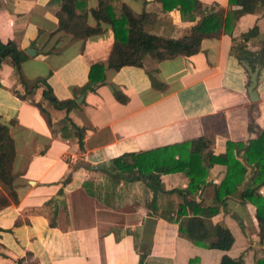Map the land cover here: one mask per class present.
<instances>
[{"label":"crops","instance_id":"obj_1","mask_svg":"<svg viewBox=\"0 0 264 264\" xmlns=\"http://www.w3.org/2000/svg\"><path fill=\"white\" fill-rule=\"evenodd\" d=\"M118 1L134 13L153 12L148 30L172 37L206 11L238 7L228 6V0H199L200 13L182 18L177 6L165 10L160 0ZM56 9L48 0H0V39H12L24 52L33 48L20 62L26 84L8 57L0 62V122L8 123L9 135L6 175L13 176L17 194L16 202L0 207V264H138L140 235L126 229L145 216L156 221L142 245L143 264H218L223 253L254 264L263 257L262 227L252 203L227 196L211 217L233 235L227 250L198 246L178 235L176 223L150 213L145 203L152 191L134 179L135 169L118 174L110 163L123 153L201 135L213 136L211 151L218 154L227 140L246 142L264 128V63H253H259L257 98L250 100L246 64L253 66L244 57L263 43V7L257 4L232 20L230 32L202 38L195 53L159 60L145 54L141 65L119 68L107 66L109 23L100 22L101 32L76 38L57 29ZM86 20L95 23L89 12ZM253 26L251 35H242ZM98 61L102 80L90 82L89 66ZM224 172L222 163L211 164L205 184L190 196L212 204L213 186ZM85 180L93 194L82 186ZM159 181L164 189L185 188L188 178L176 170L161 173ZM258 192L264 197V186ZM169 199L174 208L180 202L175 194Z\"/></svg>","mask_w":264,"mask_h":264},{"label":"trees","instance_id":"obj_2","mask_svg":"<svg viewBox=\"0 0 264 264\" xmlns=\"http://www.w3.org/2000/svg\"><path fill=\"white\" fill-rule=\"evenodd\" d=\"M95 6L87 7V0H48L57 3L55 15L57 29H62L76 38L85 39L91 34L102 31L100 22L110 24L112 30V45L107 58V66L119 68L122 65H141L145 54L155 59L170 58L176 55H190L199 50L200 41L204 37H216L222 32H230L231 22L243 13L253 12L259 4L264 9V0H228V6L235 4L236 8H217L206 11L189 26L180 36H164L148 30L153 21L154 13L141 10L134 13L130 7L118 0H96ZM162 8L167 10L172 6L179 8L182 18H192L194 13H200L199 0H160ZM88 12L95 19L93 25L86 20ZM255 26L242 35H251ZM238 47V50H243ZM25 52L12 39H0V62L8 57L20 79L26 84L20 72V62L25 58ZM249 57V63L254 61L264 63V38L257 52L245 51L244 57ZM102 62L89 66L90 82L102 80ZM100 71L97 75L95 71ZM51 101L54 97L45 93ZM115 97L124 101L121 93L115 91ZM61 104V102H59ZM251 129V123L248 124ZM8 123L0 122V207L17 201L12 175H6L4 142L8 138ZM212 135H201L183 142L167 144L147 150L123 153L110 159L112 166L120 173L136 170L139 178L152 191L145 203L151 214H156L168 221L176 223L179 236L191 243L206 247L227 250L233 242L229 228L221 221H212L211 217L225 205L227 196H234L241 201L254 205L255 219L261 224L260 239L264 237V197L258 192L264 186V128L255 137L246 142L227 140L225 150L213 154L211 146ZM239 154L241 155L239 157ZM125 156H129L130 161ZM213 163H222L225 172L218 184L213 186V202L201 205L190 196L201 185L205 184L207 170ZM182 170L188 178L185 188L173 187L164 189L159 181V175L164 172ZM116 173V176H118ZM246 175L247 178H246ZM248 183L240 188V184ZM90 181L85 180L82 186L87 193L93 194L89 188ZM180 198L175 208L169 196ZM145 246L138 245V264H143L147 254ZM19 259L17 260V262ZM218 264H242L239 257H231L223 253ZM254 264H264V256L259 257Z\"/></svg>","mask_w":264,"mask_h":264},{"label":"water","instance_id":"obj_3","mask_svg":"<svg viewBox=\"0 0 264 264\" xmlns=\"http://www.w3.org/2000/svg\"><path fill=\"white\" fill-rule=\"evenodd\" d=\"M32 47H28L25 49V52L27 54L32 55L33 52ZM248 69V83H247V94L249 96L250 100H255L257 98L256 91L254 89L255 83H256V75H257V70L259 67V63H256L252 68L247 65ZM156 219L153 216H145L143 218V221L141 224L136 225L133 228H127V231H132L140 235L139 243L141 245L146 244L152 234V226L154 225Z\"/></svg>","mask_w":264,"mask_h":264},{"label":"rangeland","instance_id":"obj_4","mask_svg":"<svg viewBox=\"0 0 264 264\" xmlns=\"http://www.w3.org/2000/svg\"><path fill=\"white\" fill-rule=\"evenodd\" d=\"M136 241H137V238H136ZM27 264V263H26Z\"/></svg>","mask_w":264,"mask_h":264}]
</instances>
